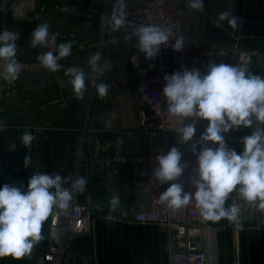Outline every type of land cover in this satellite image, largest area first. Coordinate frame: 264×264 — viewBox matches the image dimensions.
Segmentation results:
<instances>
[{
	"label": "crops",
	"instance_id": "crops-1",
	"mask_svg": "<svg viewBox=\"0 0 264 264\" xmlns=\"http://www.w3.org/2000/svg\"><path fill=\"white\" fill-rule=\"evenodd\" d=\"M139 1L126 0L128 9ZM167 1L184 9V34L228 47L239 45L243 49L264 52V0H204L203 13L190 11L186 0ZM100 2L98 7L83 8L76 7L74 0H11L8 11L1 13V32H19L18 59L21 65H27L22 66L18 80L0 79V123L5 125V131L0 133V187L23 183L27 188L34 172L58 173L72 178L75 175L76 178L79 169L76 167L73 175L68 169V143L73 135L79 139V145L89 151L90 194L93 206L99 205L94 206L90 233L93 250L89 255L94 258L93 264H169L172 247L168 235L157 224L132 220L137 209L149 205L148 193L136 189L129 179H121L120 166L116 172L102 162L109 153L149 152L153 145L140 125L137 95L140 78L132 74L130 40L121 30L111 32L101 21L102 16L111 14L115 0ZM57 4L73 5L74 13L56 10ZM226 10H232L239 17L241 23L237 29L233 30L227 22H223L222 28L215 27L218 13ZM39 23H48L49 31L60 29L74 34L59 43L74 42L72 55L60 61L62 67L56 72L42 68L36 59L46 49H33L30 45L31 33ZM80 43L84 47H80ZM95 53L101 55L100 65L107 62L111 67L98 79L88 64ZM230 58H236L232 51ZM248 62L251 72L264 76V55ZM67 67H78L86 74V91L81 100L75 98L69 77L65 75ZM93 79L110 86L106 98L99 97ZM206 126V121L199 122V135ZM25 131L35 137L28 147L20 143ZM251 131H232L225 139L229 145L228 137H242ZM13 141L16 151L9 152L7 145ZM239 141L234 143L238 153L243 151ZM158 143L156 139L154 144ZM33 144L37 148L36 155H33ZM173 146L178 147L171 140L169 147ZM178 148L184 157L188 147ZM26 155L32 158L30 168L24 166ZM126 186L130 189H125ZM113 196H119L121 205L114 213L116 221L110 224L104 216ZM228 204L240 208L238 219L207 220L199 238L207 253V264H264V211L239 198L230 199ZM49 219L42 230L45 239L34 247L31 256L19 260L0 258V264H48L44 255L49 245ZM73 256L74 264H86L83 255L73 252ZM69 263L72 264V259Z\"/></svg>",
	"mask_w": 264,
	"mask_h": 264
},
{
	"label": "clouds",
	"instance_id": "clouds-1",
	"mask_svg": "<svg viewBox=\"0 0 264 264\" xmlns=\"http://www.w3.org/2000/svg\"><path fill=\"white\" fill-rule=\"evenodd\" d=\"M190 11H205L204 0H186ZM128 5L126 0H115L111 14L102 16L111 32H119L128 22ZM149 21L151 17L148 18ZM223 22L233 30L241 23L232 10L218 13L214 20L217 28ZM50 25L39 23L31 33L33 49H47L49 45ZM139 50L146 59L154 60L162 45H167L173 35L171 29L145 23L135 29ZM19 32L4 30L0 32V79L15 81L22 74V65L18 59L17 41ZM55 42V37H51ZM131 40L132 37H126ZM115 42V41H114ZM185 37L180 34L175 38L174 51H182ZM73 41L57 45L58 54L46 51L36 56L40 66L56 72L62 65L60 61L71 56ZM100 53L93 54L88 64L96 79L110 65H100ZM136 57H133L135 63ZM75 98L81 100L86 91V74L76 67L65 71ZM165 86L162 95L166 101V110L172 117H178L184 123L174 129L181 145H190V151L196 157L192 169L191 184L194 193L185 192L180 183L189 164L183 160L180 148L173 146L166 153L157 157L158 168L153 176L160 185H169L160 194V201L169 209L177 210L195 201L201 216L205 220L227 218L236 221L240 208L228 204L230 199L239 198L245 203L264 211V76L256 75L249 69V62L241 64L210 63L206 74L198 69L175 71L164 76ZM93 86L101 99L106 98L109 85L96 83ZM206 121L207 126L196 139L197 126ZM252 129L251 134L240 138L243 151L238 153L230 148L225 137L232 131ZM5 125L0 123V133ZM35 139L25 131L20 143L28 147ZM16 143L10 142L7 151L15 152ZM32 158L26 155L24 166L30 168ZM146 174V173H142ZM171 182V183H170ZM70 184V187L65 185ZM88 184L87 177H63L58 173L34 172L28 180L27 188L4 184L0 187V258L12 257L22 259L31 256L35 246L45 239L43 227L50 216L68 215L71 203L77 194H83ZM236 196L233 197L232 194ZM121 205L119 196H113L108 202V211L104 219L114 223V215ZM99 207V205H94Z\"/></svg>",
	"mask_w": 264,
	"mask_h": 264
},
{
	"label": "built area",
	"instance_id": "built-area-1",
	"mask_svg": "<svg viewBox=\"0 0 264 264\" xmlns=\"http://www.w3.org/2000/svg\"><path fill=\"white\" fill-rule=\"evenodd\" d=\"M10 3L11 0H0V13H6ZM55 7L58 11L74 13L71 4H57ZM183 16L184 9L167 0H141L128 9V22L121 32L132 37L130 40V46L134 50L131 56L132 74L138 75L140 78L137 87L139 120L141 128L149 134L148 140L153 148L149 152L142 151L137 154L109 153L102 162L116 172L119 171L120 164H130L133 186L146 191L149 197V205L137 209L132 215V220L142 224H157L168 235L172 247L169 264H207V253L199 242L207 220L201 216L194 200L180 209H169L165 203L160 201V194L169 185H160L153 176V171L158 168L157 157L166 154L171 149L169 147L171 140H174L178 147H185V145L179 144V138L174 130L180 127L184 121L178 117L170 116L166 110V101L162 95L165 86L164 76L171 75L175 71H183L184 68L198 69L203 75L206 74L207 66L210 63L241 64L252 59H261L264 52L243 49L239 45L228 47L201 37L184 34ZM149 17H151L150 21ZM145 23L169 28L173 33L168 44L162 45L154 60L146 59L145 54L137 48L138 41L134 32L138 26ZM49 32L50 39L46 51H52L54 54L58 53L57 45L60 41L74 35L60 29ZM180 34L185 37L186 42L183 50L177 52L173 50L172 43ZM53 36L55 37L54 43L51 39ZM79 46L84 47V44L80 43ZM231 51L234 53L235 59L230 58ZM133 57H136L135 63H133ZM199 136L197 131L196 139ZM240 138L239 136L228 137L229 147L234 148V143ZM156 139L160 143L155 145ZM96 142L99 144L98 139ZM187 147L183 160L189 164V167L179 182L184 185L185 192L194 193L196 189L191 184V177L192 169L196 165V157L192 155L190 145ZM33 149V155H36L37 148L34 144ZM75 153L77 169L85 163L87 165L86 172L90 171L89 151L79 145ZM93 213L94 206L92 204L78 202L75 196L68 215L50 216L49 245L48 251L44 255L48 264H70L69 260L71 261L73 255V240L76 236L91 233Z\"/></svg>",
	"mask_w": 264,
	"mask_h": 264
},
{
	"label": "water",
	"instance_id": "water-1",
	"mask_svg": "<svg viewBox=\"0 0 264 264\" xmlns=\"http://www.w3.org/2000/svg\"><path fill=\"white\" fill-rule=\"evenodd\" d=\"M101 4L100 0H81V1H74V5L76 7H83V8H93L98 7ZM1 20H2V14L0 13V32H1ZM134 52V50L132 49ZM139 77V76H138ZM72 134V133H70ZM79 139L75 138L73 135L69 137V143H68V169L69 173L73 175L74 170L76 172L77 167V161H76V151L79 146ZM87 165L83 163L79 171L76 172V177L78 176H85L87 177L88 184L86 191L83 194H77L76 200L78 202L82 203H90L93 205L92 198H91V179L89 178V175L86 172ZM75 178V175H74ZM93 236L91 234L76 236L73 240L72 250L77 255H83L84 260L86 261V264H93V256L89 255L92 253L93 250ZM72 264H74V256L72 255Z\"/></svg>",
	"mask_w": 264,
	"mask_h": 264
},
{
	"label": "trees",
	"instance_id": "trees-1",
	"mask_svg": "<svg viewBox=\"0 0 264 264\" xmlns=\"http://www.w3.org/2000/svg\"><path fill=\"white\" fill-rule=\"evenodd\" d=\"M120 177L121 179L125 178L126 180L129 179V183L132 185V181H131V167H130V164L129 163H123L120 165ZM127 183V184H129ZM121 185H124V184H121ZM133 186V185H132ZM125 189H130L129 186H126ZM125 189H122L123 192H125L124 190Z\"/></svg>",
	"mask_w": 264,
	"mask_h": 264
}]
</instances>
